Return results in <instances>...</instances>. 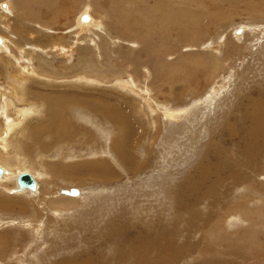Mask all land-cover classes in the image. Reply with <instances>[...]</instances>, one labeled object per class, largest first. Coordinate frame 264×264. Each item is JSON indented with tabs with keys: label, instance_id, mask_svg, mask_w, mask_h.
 Segmentation results:
<instances>
[{
	"label": "rangeland",
	"instance_id": "rangeland-1",
	"mask_svg": "<svg viewBox=\"0 0 264 264\" xmlns=\"http://www.w3.org/2000/svg\"><path fill=\"white\" fill-rule=\"evenodd\" d=\"M88 11L101 28L83 36L76 25L80 16L85 22ZM0 37L13 51L12 55L0 52V70L2 61L11 60L13 72L18 74L19 68L20 74L24 69L39 74L30 76V87L53 91L72 89L73 82L87 76V90L106 94L130 111L139 128L155 130L150 118L141 119L135 107L141 98L131 94L132 88L145 92L149 87L147 96L163 95L177 108L193 106L214 86H220V99H225L213 113L202 109L191 132L184 130L188 126L184 120L173 124L162 118L164 131L145 162L140 147L130 149L129 144L124 152L138 151L139 168L127 172L119 162L122 167L118 165L107 182L61 173L65 165L57 148L65 149L72 156L68 161H73L92 152L83 144L68 142L48 151L31 140L22 154L37 173L48 177L35 182L33 171L25 173L34 185H21V189L42 190L38 199L30 194L10 195L13 181L0 186V200L9 199L0 204V264H264V138L246 134L252 126L248 96H264V0H0ZM120 82L126 89L117 87ZM0 86H6L2 78ZM164 97L156 102L168 104ZM205 112L212 117L202 116ZM84 124L87 128L74 124L71 136L93 137L110 147L98 128ZM99 127L111 133L106 123ZM143 142L147 140L137 143ZM40 154L46 156L43 162ZM243 154L254 160L239 167ZM219 165L224 172L217 173ZM196 167L210 168L214 175L202 182ZM217 179L218 188L213 184ZM72 189L78 190L76 197L62 194ZM49 191L54 200L48 201V207L54 211L38 216L30 204H43L42 192ZM246 197H251L249 204ZM17 198L20 201L10 200ZM236 205L243 208L241 213L234 209ZM237 214L248 225L230 223ZM236 239L251 243L239 247ZM159 246L164 258L156 261Z\"/></svg>",
	"mask_w": 264,
	"mask_h": 264
},
{
	"label": "bare ground",
	"instance_id": "bare-ground-1",
	"mask_svg": "<svg viewBox=\"0 0 264 264\" xmlns=\"http://www.w3.org/2000/svg\"><path fill=\"white\" fill-rule=\"evenodd\" d=\"M6 9L7 8H5V10ZM84 14L89 15V17H88L89 20H87V21L84 20L85 22H83V21H81L82 16H80L79 20L77 21L79 23V25H76V28H77V31H79L83 36H88L85 34H90L93 31L100 29L101 27H100V23L98 21L94 20L93 16L90 14L89 11L87 13H84ZM4 28H5V26H4ZM40 32H43V30ZM68 37H70V36H68ZM80 40H81V38H80ZM7 42H8L7 39H3L2 37H0V52L3 51L7 54L10 53L12 55L13 51L10 50L9 46L7 47V45H6ZM29 46H30V44H29ZM39 50L41 51V49H39ZM66 53H67V51H66ZM12 57H14V56H12ZM49 59L52 61L51 58H49ZM223 61H225V60H223ZM12 64L13 63L11 62V60L8 62V59H7V61H2V68L0 70V79L2 78L4 80L5 85H6L5 87H2L4 84L1 81L3 85L0 86V118H2V120L0 121V149H1V151H0V168L3 170V174L0 178V186H2V184L7 185V183H10V185H11L12 183L10 181H13L14 188H12V190L10 191L11 194L10 193H8V194H10V195H27V194H30L31 196H33L32 199L40 198L41 194H39V193L42 190L39 192H37V191L29 192L26 190V188L21 189L22 184L19 182L20 176L22 174L27 173V172L33 171V173H34L33 178L34 179L37 178L35 180V182L38 181L39 179L42 180L48 176H47V174L43 175V174L37 173L34 165H32V163H31L32 161L30 162V159L22 154L25 152L24 150H25L26 145L31 140L32 141L35 140L39 144H42L41 148L42 149L46 148L48 151L54 150L56 148L55 146H58V145L67 146L66 143H68V142L73 143V145L74 144L76 145L77 142L79 143L78 145L83 144L88 150H92V152L90 153V155L87 158H84L82 156L83 154L81 155L79 153L80 156H77L76 159L73 161H68L67 157H70L71 155L68 156L67 153H64L65 149L58 150V148H57L58 158H59V160H62V163H64V165H65L64 171H61V173L63 175H67V176H75L79 180L80 179L82 180L83 178H89V179H92L93 182H100L102 180H105L107 182L116 174L117 168H120V167H117L118 165H120V164H118L119 162H121L123 164L124 169L127 172H133L139 168V162H138V159L140 158L139 156L143 155V157H144L143 161L145 162L146 157L149 154H151V152L153 151L154 147L157 144L158 139H160L159 137H160L161 131L162 130L164 131V129H161L162 126L160 124L162 118H164L163 119L164 121L173 122V124L177 123L180 120H184L185 124H188V126H185V125L183 126L184 130L185 131L189 130V132H191L190 127L195 126L196 122L198 121L197 120L198 116L202 112V109L204 110V108H207V110H209L210 112L213 113L214 111H216L215 109L217 107V104L220 102L223 103L222 100H225V99H222V100L220 99L221 98V95L219 93L220 86H214L211 88V89H213V90H211L212 92H209L205 98L199 99V100L196 99V103L193 102L194 103L193 106H192V104L191 105L181 104V105H178V108H177V107H172V104H173L172 100L168 99L167 97H164L163 95L159 96V98L155 97V95H153L155 98H153V97L150 98L149 96H147L146 94L151 91L150 89H148L149 87L145 88V92H144V90H141V89H134L132 91V89H133L132 88V89H130L131 94L137 95L141 98V103L140 102L136 103V106H135L138 108L139 113L142 115L141 116L139 114L141 119L150 118V121L153 124V126L155 127V130H151L150 127H148V126H143V127L139 128V127H137L139 125L138 121H136L132 117V114L130 111L124 110V109L120 108V106H118L116 103H114V101L108 100L107 98H109V97L106 94H102L101 92H98L97 90L93 92V89L91 92L89 90H87L88 88L86 87V82H85V80L88 81L87 76H83L82 78H80V80L78 82H73V83H75L74 86L72 84H70L69 85L70 87L73 86L72 89L56 88V90L53 91L54 88L53 89L52 88H38V87H34V86L30 87V84L33 83L32 79H29L30 76L39 75V74L35 70L32 71L33 73L32 72L30 73V71L28 69L26 70L24 68H23L24 70H22L21 74H20L19 68H18V70H17L18 74H17V73L12 71L14 69L13 66H11ZM29 64L30 63H28V65ZM216 65H217V63H216ZM216 68H217V66H216ZM205 71H207V70L205 69ZM234 75L236 76V73ZM185 78L187 79V77H185ZM130 79H131L132 84L138 85L132 78H130ZM187 82H188V80H187ZM117 84H118L117 85L118 88H120L119 86H121V88L126 89V88H124V84L122 82L117 83ZM9 86L11 87V90L9 89ZM87 86H89V85H87ZM91 86H93V85H90L89 87H91ZM177 87H179V86H177ZM181 87H179V88L181 89ZM62 89H64V90H62ZM115 91H118V90L115 89ZM217 91H218V93H217ZM183 93H185V92H183ZM151 96H152V93H151ZM161 97H164V99H165L164 101H168L169 103L168 104L162 103V105H159L156 102V100H159ZM42 100H43V104H40V102H42ZM247 100L250 103L248 105V107L250 109V115L252 118V126L246 132V134L248 135V137H254L255 139H262V138H264V96L262 95V96L257 97V98L252 97V96H248ZM46 103H49V104H46ZM143 103H145V104H143ZM132 104H134V103H132ZM132 104H131V106H133ZM11 110H12L13 117L8 116L9 114L7 115L8 111H11ZM147 110H149V112H150L149 115L146 113ZM246 111L247 110H245V112ZM212 113L208 115L207 112H205L202 116H204L205 118H209L210 115L212 117ZM232 113H234V111H232ZM74 115H77L78 118L81 117L80 119L82 121L80 122L79 121L80 119H75ZM233 115L235 116L236 114L234 113ZM39 116H40V118H39ZM16 119H17V121H16ZM20 119H22V122L20 121ZM84 121L87 124L95 126L96 128H98L99 134L102 135L101 138L104 139V142L106 144L110 143V147H107V145H103V143L95 142V141H97L96 139H94V141H93L92 140L93 137L87 139L86 137L79 138L77 136L76 137H74L73 135L71 136V134L73 133V131H71V130H74V129H72V128H74L73 127L74 124H79L80 126H78V127H80V128L81 127L87 128L86 127L87 125L85 126ZM101 122H104V125H105V123L107 124V127H108L107 130H108V132L110 131L111 133H107L106 131H103L104 129L102 127H99ZM97 123H100L99 126L97 125ZM176 126L178 127L179 125H176ZM205 126H206V128H208L207 124H205ZM145 131L147 132L145 138H143V136H139V135L143 134ZM118 134H120V136ZM202 134H203V132H202ZM237 134L240 137H242V135L240 133H237ZM69 135L71 136L70 139L68 137ZM8 136L10 138H8ZM134 136L138 137L136 139V141L134 140L135 139ZM114 137H117L118 139H115ZM199 137H201V136H199ZM144 139L147 140V142H143L144 144L143 143H140V144L137 143L140 141L142 142ZM127 141H129V142H127ZM84 143H86L87 145H85ZM129 144H130V147H129L130 149L136 146V150H139V147H140L139 152H141V154H139V156H138L136 153L138 151L131 152L132 154L129 152H124V150L127 149ZM37 148L40 152H42V150L39 146ZM61 148L62 147H60V149ZM123 148H125V149H123ZM68 149H70V148H68ZM141 149H142V151H141ZM193 149H196V148H193ZM125 151H127V150H125ZM44 152H46V151H44ZM38 157L41 159L42 162L46 159V156L42 155V154H40ZM253 160H254V158H252L250 155L243 154V156L238 159V165H239V167H241L245 161L253 162ZM36 161L39 162V159ZM259 161H257V162L255 161V165H260ZM162 162L164 164V160ZM114 163H115V165H114ZM39 168L46 169L44 166H41V165H39ZM54 169H55V167H54ZM195 169H196V173H197L199 180L202 182H206V180L210 179L214 175V173L211 172L210 168L205 169L203 167H196ZM216 170H217V173H220L222 171L224 172L225 169L223 168V166L219 165L218 167H216ZM22 171H24V172H22ZM61 173H58V174H61ZM16 174H18V175L15 176ZM253 175H254V173L251 174L250 176H253ZM13 176H15L14 180H10V178H12ZM211 181L213 182V179H211ZM244 182H242V184H244ZM219 183H220V179L219 180L217 179V180H215V182L213 184L218 188ZM229 183H231V178H229ZM7 191H9V190H6V192ZM0 194H1V192H0ZM37 194H39V196ZM42 194L44 196V198L42 199L43 204L40 203L41 205H39V204H35L34 202L30 204L33 206L31 208L35 207L37 209L36 214L38 216H41L44 212L50 214V212L53 213V211H54L48 207V201L53 202V200H54L53 199V197H54L53 192L49 191L48 194H46V192H42ZM255 194H257V193H255ZM64 196H66V195H64ZM64 196L61 195L60 197L66 198ZM19 199L20 198L10 199V200H19ZM8 200L9 199L0 200V204L6 203ZM250 200H251V197H249V198L246 197V199L244 201L247 202V204H249L251 202ZM85 201H87V200H85ZM21 205L22 204H20V206ZM25 208L28 209V207H25ZM259 208L257 209L258 215H260L262 213V210H260ZM234 209L236 211H238L239 213H241L240 210H242L243 208L240 209L239 206L236 205ZM22 210L24 211L25 209L21 208L20 211H22ZM247 213H248V211H247ZM243 214H245V212ZM48 220H50V219H48ZM229 221H230V223L233 222V224L234 223H240V224L248 225V222L243 219V215L240 216L239 214L231 217L229 219ZM212 228H215V225H213ZM112 232H114V231H112ZM7 239H9V238H7ZM238 241H239V243H237V244H240L239 247L243 243L248 244V245H249V243H251L250 241L242 242L240 240H237V242ZM255 242H257V240H254V243H252V244H255ZM1 243H3V242H1ZM256 245H257V247L259 245L262 246L261 243H259V244L256 243ZM137 253H140V252H136V254ZM162 253H163V251H162L161 247L159 246L157 248V258L158 259L156 261H159V260L164 258ZM9 257H11V261H12L13 255L12 256L9 255ZM120 258H123V256H120ZM180 262H181V260H180ZM15 264H19V262H16ZM82 264H86V263H82ZM164 264H166V262Z\"/></svg>",
	"mask_w": 264,
	"mask_h": 264
},
{
	"label": "water",
	"instance_id": "water-1",
	"mask_svg": "<svg viewBox=\"0 0 264 264\" xmlns=\"http://www.w3.org/2000/svg\"><path fill=\"white\" fill-rule=\"evenodd\" d=\"M83 20L87 21L89 18L87 16L83 17ZM3 174V170L0 168V178ZM19 182L22 185L25 186H32L34 184V180L30 174H23L20 176ZM64 195H70V196H77L78 195V190L72 189V190H64L63 193Z\"/></svg>",
	"mask_w": 264,
	"mask_h": 264
},
{
	"label": "trees",
	"instance_id": "trees-1",
	"mask_svg": "<svg viewBox=\"0 0 264 264\" xmlns=\"http://www.w3.org/2000/svg\"><path fill=\"white\" fill-rule=\"evenodd\" d=\"M263 163V161L261 162V164Z\"/></svg>",
	"mask_w": 264,
	"mask_h": 264
}]
</instances>
